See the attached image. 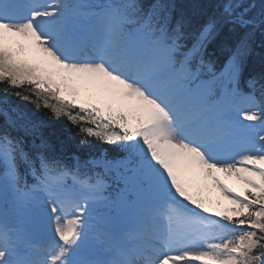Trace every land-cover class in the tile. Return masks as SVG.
Returning <instances> with one entry per match:
<instances>
[{
  "label": "snow or ice",
  "instance_id": "obj_1",
  "mask_svg": "<svg viewBox=\"0 0 264 264\" xmlns=\"http://www.w3.org/2000/svg\"><path fill=\"white\" fill-rule=\"evenodd\" d=\"M187 26L160 0H0L4 94L66 118L80 145L127 154L109 199L78 158L0 135V190L47 234L38 245L0 221V264H264V77L239 87L264 0H217ZM220 36L236 43L217 73L204 53ZM209 185L230 206L212 219L198 199Z\"/></svg>",
  "mask_w": 264,
  "mask_h": 264
},
{
  "label": "trees",
  "instance_id": "obj_2",
  "mask_svg": "<svg viewBox=\"0 0 264 264\" xmlns=\"http://www.w3.org/2000/svg\"><path fill=\"white\" fill-rule=\"evenodd\" d=\"M144 7L147 8L156 0H141ZM217 0H160V3L172 8V15L179 19L181 16L188 21L186 32L189 34L196 33L201 26L207 21L209 15L214 10ZM256 4H260V0H255ZM258 10V9H257ZM235 39H225L223 36L217 37L210 41L205 49L204 59L210 62L215 71L222 68L226 59L231 55V51L235 47ZM190 46L191 37L188 41ZM251 51L244 57L243 68L240 77L239 87L241 90L249 91L247 81L251 78L264 77V34L257 31L253 37ZM4 85H0V95L3 92ZM259 96V92L256 93ZM11 99L33 112L37 119L40 120L44 131L45 142L49 146L43 149L49 158L60 157L66 160L70 166L78 158L81 165H86L94 159L101 158L117 160L123 162L126 153L118 149L114 145H108L96 140H92L89 145H80L79 138L76 136V129L67 121L66 118L59 120H50L45 110L37 111L35 107L26 101L20 100L15 96H10ZM77 154V156H75ZM66 156V157H65ZM81 159V160H80ZM71 161L73 162L71 165ZM81 167V168H85Z\"/></svg>",
  "mask_w": 264,
  "mask_h": 264
},
{
  "label": "rangeland",
  "instance_id": "obj_3",
  "mask_svg": "<svg viewBox=\"0 0 264 264\" xmlns=\"http://www.w3.org/2000/svg\"><path fill=\"white\" fill-rule=\"evenodd\" d=\"M2 173H3V167L0 166V174H2ZM96 176L103 179L105 184L107 185V187L104 190V195L106 197H108L109 199H114L109 181H106V179L103 176H101V174H97ZM228 183H230L231 186L239 187L238 185H236L235 181H228ZM123 187H124L123 181L120 180V177L118 176V178L116 179V184H115L116 193L118 194ZM0 191H3V190H0ZM3 193L6 197L11 199V201H13V194H12L11 190H8L6 192L3 191ZM198 199L201 200V202L203 203L205 208H208L209 213L213 212L211 206H213V208H216V207L220 208L221 205L225 206L227 204V202L224 201L223 198L221 197L220 193L216 189L212 188L211 185H209L206 189H204L202 191V193L198 197ZM11 204H12L11 206H5L4 213L13 218L14 212L17 210L14 209L12 202H11ZM0 210H3V207ZM26 217H27V213L24 214L23 219L26 220ZM21 218H22V215H21ZM44 233H46V231H42L39 234V236L35 237V239L36 240L39 239Z\"/></svg>",
  "mask_w": 264,
  "mask_h": 264
},
{
  "label": "bare ground",
  "instance_id": "obj_4",
  "mask_svg": "<svg viewBox=\"0 0 264 264\" xmlns=\"http://www.w3.org/2000/svg\"><path fill=\"white\" fill-rule=\"evenodd\" d=\"M228 183V181H226ZM230 184V183H229ZM231 185V184H230Z\"/></svg>",
  "mask_w": 264,
  "mask_h": 264
}]
</instances>
